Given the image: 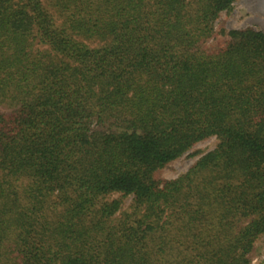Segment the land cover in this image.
Returning <instances> with one entry per match:
<instances>
[{"label": "trees", "instance_id": "obj_1", "mask_svg": "<svg viewBox=\"0 0 264 264\" xmlns=\"http://www.w3.org/2000/svg\"><path fill=\"white\" fill-rule=\"evenodd\" d=\"M236 1L0 0V264H264V31L220 23Z\"/></svg>", "mask_w": 264, "mask_h": 264}, {"label": "rangeland", "instance_id": "obj_2", "mask_svg": "<svg viewBox=\"0 0 264 264\" xmlns=\"http://www.w3.org/2000/svg\"><path fill=\"white\" fill-rule=\"evenodd\" d=\"M220 23L228 29L252 27L256 30L264 31V0H237L231 13L222 14ZM216 145L217 140L215 138L200 143L189 154L163 169L161 176L168 180L179 177L187 172L202 155L213 150ZM131 201L132 197L125 201L124 209L129 207ZM257 247L260 249V255L255 257V261L264 258V237L257 243Z\"/></svg>", "mask_w": 264, "mask_h": 264}]
</instances>
